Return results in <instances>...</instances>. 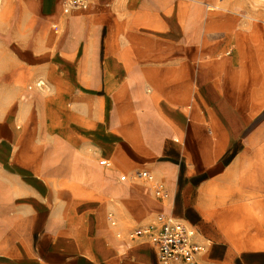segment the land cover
Listing matches in <instances>:
<instances>
[{
  "label": "crops",
  "instance_id": "crops-1",
  "mask_svg": "<svg viewBox=\"0 0 264 264\" xmlns=\"http://www.w3.org/2000/svg\"><path fill=\"white\" fill-rule=\"evenodd\" d=\"M2 3L0 74L33 81L18 97L0 76V264H159L128 237L158 212L207 263L264 264V17L241 0Z\"/></svg>",
  "mask_w": 264,
  "mask_h": 264
},
{
  "label": "built area",
  "instance_id": "built-area-1",
  "mask_svg": "<svg viewBox=\"0 0 264 264\" xmlns=\"http://www.w3.org/2000/svg\"><path fill=\"white\" fill-rule=\"evenodd\" d=\"M70 5L83 6L85 0H66ZM38 80L36 86H42ZM30 87V86H29ZM136 176L144 180L153 194L158 198H166L167 190L162 181L149 169H141ZM111 223H114L111 220ZM128 237H142L156 250L159 264H210L202 259L201 255L206 250L205 244L196 237V231L182 220L170 213L158 212L153 220L128 232Z\"/></svg>",
  "mask_w": 264,
  "mask_h": 264
},
{
  "label": "rangeland",
  "instance_id": "rangeland-1",
  "mask_svg": "<svg viewBox=\"0 0 264 264\" xmlns=\"http://www.w3.org/2000/svg\"><path fill=\"white\" fill-rule=\"evenodd\" d=\"M241 2H243V5L247 8V10L251 13H256L262 17H264V0H241ZM9 22L7 24V22ZM7 28H11V22H10V18L9 16H7V12L6 9L4 8V4L2 3V0H0V36L1 34H3ZM29 26H27L26 24V20L23 16L20 15V13L18 12V31L19 32H23V31H28ZM9 30V29H8ZM23 36H25L23 34ZM1 38V37H0ZM46 40L42 41L39 43L40 47L42 49H47V44L45 42ZM15 42H6L3 41L2 39L0 40V54H4L6 52V54H9V48L8 46L11 44H14ZM22 43V45H27V41H18V44ZM7 45V46H6ZM23 49H29V46H22ZM6 50V51H5ZM4 51V52H3ZM11 53V52H10ZM12 60L9 58H7V63L9 64ZM7 76L6 81H8V84L10 82V77H15L18 76V97L21 94L20 88H24L27 84L31 83L33 80H31L32 78V74L31 72H22V73H7V74H0L1 77L3 76ZM10 92L9 89V85H8V89H7V93Z\"/></svg>",
  "mask_w": 264,
  "mask_h": 264
}]
</instances>
